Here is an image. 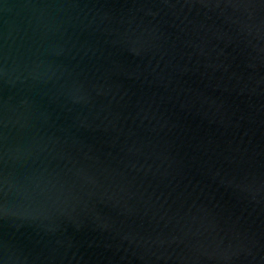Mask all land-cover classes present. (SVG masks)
I'll return each mask as SVG.
<instances>
[{"label": "water", "instance_id": "obj_1", "mask_svg": "<svg viewBox=\"0 0 264 264\" xmlns=\"http://www.w3.org/2000/svg\"><path fill=\"white\" fill-rule=\"evenodd\" d=\"M0 264H264V0H0Z\"/></svg>", "mask_w": 264, "mask_h": 264}]
</instances>
